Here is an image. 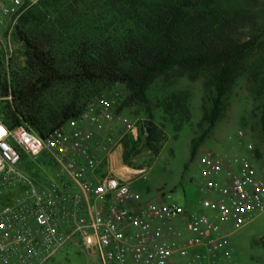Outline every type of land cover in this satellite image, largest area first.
Instances as JSON below:
<instances>
[{"label": "built area", "instance_id": "1", "mask_svg": "<svg viewBox=\"0 0 264 264\" xmlns=\"http://www.w3.org/2000/svg\"><path fill=\"white\" fill-rule=\"evenodd\" d=\"M27 8L25 0H0V48ZM118 100V92L95 96L80 117L45 136L29 124L11 127L0 114V264H45L74 241L101 264L231 258L228 232L264 212V162L251 154L253 145H245L249 154L200 155V207L184 218L180 204L146 200L133 187L147 168L100 172L98 157L109 155L113 141L99 142L98 131L118 122L137 136L135 121L117 110ZM40 156L47 162L33 175L27 157Z\"/></svg>", "mask_w": 264, "mask_h": 264}, {"label": "trees", "instance_id": "2", "mask_svg": "<svg viewBox=\"0 0 264 264\" xmlns=\"http://www.w3.org/2000/svg\"><path fill=\"white\" fill-rule=\"evenodd\" d=\"M127 19L113 27L50 32V16L29 7L14 26L25 61L10 69L8 85L0 81V93L9 89L12 102L11 107L0 105L3 121L11 127L29 124L45 136L85 112L99 92L87 93L89 85L121 84L128 100L147 104L146 90L157 76L174 68L203 69L213 89L204 136L220 117L232 79L246 70L256 50L264 49V6L234 9L161 0ZM261 87L264 91V78ZM261 128L264 136V104ZM159 135L147 120L136 138L122 139L123 162L128 163L139 142L157 153ZM36 169V164L27 168L33 175Z\"/></svg>", "mask_w": 264, "mask_h": 264}, {"label": "rangeland", "instance_id": "3", "mask_svg": "<svg viewBox=\"0 0 264 264\" xmlns=\"http://www.w3.org/2000/svg\"><path fill=\"white\" fill-rule=\"evenodd\" d=\"M160 1L25 0V5L28 8L35 5L43 14L50 16V32L74 33L92 26L113 27L126 23L129 21V14L136 15ZM189 1L194 5L209 4L234 9L264 6V0ZM14 26L6 47L0 48V81H5L7 85L10 69L22 66L25 61L24 48L15 34ZM263 78L264 49H258L248 59L246 70L232 79L223 99L220 117L204 136L202 135L208 127L206 116L211 107L213 89L206 85L207 73L203 69L188 71L174 68L157 76L146 90L149 100L147 104L128 100V91L121 84L87 86V93L99 91L96 96L118 92L117 110L135 121L137 134L149 119L160 131L159 151L154 153L139 142L134 154L128 157V163L123 162L125 150L122 139L130 136L126 128L121 123L114 122L98 131L96 139L99 142L110 139L113 141L109 155L103 158L100 153L98 157L101 160L100 172L125 171V166L129 169L147 168L145 179L136 178L132 181L133 187L144 199L180 204L186 209L184 218L196 212L200 207L197 183L201 180L198 165L201 154L207 151L221 155L249 154L245 145L251 143V154L259 163L264 162V136L261 128ZM7 96H11L9 89L6 93H0V105L11 107V99H6ZM88 127L92 128L89 122ZM239 130L244 132V136H238ZM27 159L28 165H44L47 162L44 156L35 160L30 157ZM175 225L183 227L181 219H177ZM227 239L232 256L229 260L219 259L218 264H264V212L241 228L230 230ZM175 263L187 264V260L176 257ZM45 264L101 263L80 242L74 241L56 252Z\"/></svg>", "mask_w": 264, "mask_h": 264}, {"label": "water", "instance_id": "4", "mask_svg": "<svg viewBox=\"0 0 264 264\" xmlns=\"http://www.w3.org/2000/svg\"><path fill=\"white\" fill-rule=\"evenodd\" d=\"M150 130H151V129H150V128H148V129H147V133H148Z\"/></svg>", "mask_w": 264, "mask_h": 264}, {"label": "crops", "instance_id": "5", "mask_svg": "<svg viewBox=\"0 0 264 264\" xmlns=\"http://www.w3.org/2000/svg\"><path fill=\"white\" fill-rule=\"evenodd\" d=\"M86 126H88V124L86 123Z\"/></svg>", "mask_w": 264, "mask_h": 264}]
</instances>
